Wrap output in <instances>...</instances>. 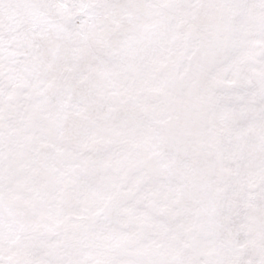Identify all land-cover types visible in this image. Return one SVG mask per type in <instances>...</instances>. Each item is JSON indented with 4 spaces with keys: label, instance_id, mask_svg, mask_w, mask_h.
I'll use <instances>...</instances> for the list:
<instances>
[{
    "label": "snow or ice",
    "instance_id": "snow-or-ice-1",
    "mask_svg": "<svg viewBox=\"0 0 264 264\" xmlns=\"http://www.w3.org/2000/svg\"><path fill=\"white\" fill-rule=\"evenodd\" d=\"M0 264H264V0H0Z\"/></svg>",
    "mask_w": 264,
    "mask_h": 264
}]
</instances>
